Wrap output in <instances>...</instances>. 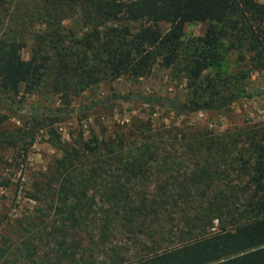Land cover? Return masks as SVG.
Instances as JSON below:
<instances>
[{
  "label": "trees",
  "instance_id": "1",
  "mask_svg": "<svg viewBox=\"0 0 264 264\" xmlns=\"http://www.w3.org/2000/svg\"><path fill=\"white\" fill-rule=\"evenodd\" d=\"M194 23L206 33L185 40ZM156 67L185 82L183 100H111L183 116L264 95L249 87L264 72V1L0 0V98L12 111L38 95L63 103L44 115L64 113L87 91ZM28 115L9 126L0 110V192L40 131L61 155L30 177L22 198L34 205L11 233L0 220V264H264L263 124L215 133L137 120L107 139L68 141L36 109Z\"/></svg>",
  "mask_w": 264,
  "mask_h": 264
},
{
  "label": "rangeland",
  "instance_id": "2",
  "mask_svg": "<svg viewBox=\"0 0 264 264\" xmlns=\"http://www.w3.org/2000/svg\"><path fill=\"white\" fill-rule=\"evenodd\" d=\"M263 3L264 0H257ZM67 27L71 22L65 24ZM208 28V23L187 24L184 29V39L191 40L202 37ZM23 58H31V50L23 51ZM252 89H264V72L254 73L249 80ZM114 94H136L141 97L161 96L183 100L186 95L185 82L172 75L170 70L156 67L153 74L134 82L128 78H120L110 84H103L77 97L64 113L44 115L49 109L61 110L63 103L60 98L27 96L24 103L17 105L16 111L10 110L5 99L0 98V110L8 116L9 126H24L29 119V112L36 109L41 116L53 123L64 140L71 141L74 135L83 132L86 138L97 136L100 139L109 138L119 126H132L137 120H144L159 128L163 125L178 126L195 124L201 129H210L215 133L226 129H237L255 124L264 125V95L254 100L241 101L226 113L200 112L177 116L159 108H152L142 101L111 100ZM19 98L18 100H20ZM110 99V100H109ZM21 108V109H20ZM42 130L38 133L36 142L30 147L25 164L21 166L11 189L0 192V220L4 221L7 233L18 216L24 214L33 203L23 199V190L28 186L30 177L36 171L45 169L52 158L60 157L61 153L47 141ZM18 192V194H17ZM11 222V223H9Z\"/></svg>",
  "mask_w": 264,
  "mask_h": 264
}]
</instances>
